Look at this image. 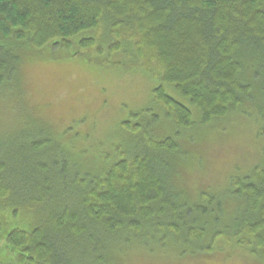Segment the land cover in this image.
I'll use <instances>...</instances> for the list:
<instances>
[{
	"label": "trees",
	"instance_id": "trees-1",
	"mask_svg": "<svg viewBox=\"0 0 264 264\" xmlns=\"http://www.w3.org/2000/svg\"><path fill=\"white\" fill-rule=\"evenodd\" d=\"M87 33L93 38L74 42ZM74 45L133 60L158 85L152 102L163 125L153 134L125 123L137 135L134 152L82 174L47 137L9 145L0 133V208L12 204L17 215L28 206L41 218L5 237L18 251L13 264H111L125 250L169 240L204 252L226 242L264 263V167L233 178L228 199L203 194L192 204L174 184L185 155L179 138L196 124L180 100L209 126L249 115L255 93L264 99V0H0V90L13 88L27 61L57 60Z\"/></svg>",
	"mask_w": 264,
	"mask_h": 264
},
{
	"label": "rangeland",
	"instance_id": "rangeland-1",
	"mask_svg": "<svg viewBox=\"0 0 264 264\" xmlns=\"http://www.w3.org/2000/svg\"><path fill=\"white\" fill-rule=\"evenodd\" d=\"M92 36L83 34L74 42ZM104 36H99L102 41ZM78 52L84 56L73 57ZM57 56V60L27 61L13 88L0 90V133L8 135L7 144L26 134L45 136L54 147L66 151L61 159L70 161L73 172L82 174L85 167L105 171L120 157L134 152L137 135H130L125 123L148 125L150 133L158 134L164 121L152 102L158 85L141 74V68L135 69L125 53H87L74 45ZM167 91L180 100L172 90ZM254 98L257 103L245 110L249 115L237 112L209 126L201 125L198 112L180 100L191 109L196 124L185 138H179L185 155L178 163L174 184L190 203H198L203 194L228 199L233 178L264 167V117L260 113L264 99L257 93ZM149 108L160 115L158 124L151 123L152 113L146 112ZM52 156L51 150L49 158ZM14 208L12 204L0 208V262L7 264L15 263L18 255L7 245V234L14 229L29 231L41 220L32 207H20L17 215ZM166 245L133 247L111 264H264L246 249L231 248L226 242L217 243L208 252L170 240Z\"/></svg>",
	"mask_w": 264,
	"mask_h": 264
}]
</instances>
